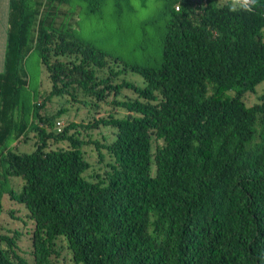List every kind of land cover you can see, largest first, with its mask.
<instances>
[{"label":"trees","instance_id":"16d2710c","mask_svg":"<svg viewBox=\"0 0 264 264\" xmlns=\"http://www.w3.org/2000/svg\"><path fill=\"white\" fill-rule=\"evenodd\" d=\"M161 1L150 21L163 22L158 49L144 47L158 59L130 65L138 87L116 82L120 61L75 34L82 11L90 18L108 0H9L0 212L7 194L32 231L30 261L19 233L0 235V264H61L63 250L72 264H264V91L252 105L243 98L264 81V0ZM35 50L50 82L44 103L27 95ZM124 88L134 96L120 99ZM53 97L124 114L58 132L62 111L42 112ZM101 126L113 132L103 143L89 134ZM30 129L35 149L12 150ZM89 145L112 160L103 175L84 176ZM9 178L22 180L18 194Z\"/></svg>","mask_w":264,"mask_h":264},{"label":"rangeland","instance_id":"374dc122","mask_svg":"<svg viewBox=\"0 0 264 264\" xmlns=\"http://www.w3.org/2000/svg\"><path fill=\"white\" fill-rule=\"evenodd\" d=\"M161 3V0H108L107 4L101 10L94 11L90 18L86 16L85 11H82L81 24L76 28L75 34L82 41L93 43L97 48L111 56L113 58V60L110 59L111 62L116 61V59L120 61L116 67L120 71L116 82L125 80L138 87H143L142 78L131 71L130 65H144V62L151 64L157 61V56L156 58L150 57L149 49H144V47L158 49L157 36L160 35L163 29V22L158 20V22L151 24L150 21L158 18L159 11L157 9L163 4ZM149 41L151 42L149 43ZM146 42L149 44L145 45ZM24 71L29 79L27 95L30 102L44 103V98L41 96L49 92L50 82L45 67L41 64L38 50L29 54L24 64ZM263 91L264 81L257 84L252 93L243 97L244 103L246 105L257 103L258 97ZM229 95L232 96L233 93L229 92ZM120 96V99L131 98L134 93L129 88H124ZM58 111H62V113L56 121L61 122L62 127L70 122L85 124L92 121L93 116H104L110 112L119 116L124 114V111L118 107L113 111L110 102L107 105L101 104L99 112L95 113L93 107L88 109L80 107L77 109L61 97H53L50 102L45 103V109L42 112L52 114ZM51 130L55 132V129ZM81 133L83 134L82 131ZM89 134L93 140H98L101 143L104 142L103 137L109 140L113 137L112 129L102 126L92 130ZM38 141L35 132L30 129L26 133L25 140L14 141L12 138L9 147L17 152L30 153L35 149ZM47 144L52 148L66 145L65 143L51 144V142ZM81 151L90 164L89 169L84 174L85 177L88 174L103 175L112 162L103 148L97 150L94 145H89L82 147ZM8 184L18 194L23 182L20 178H9ZM1 205L0 235L12 237L15 232L19 233V239L16 242L17 253L30 261L32 224L27 217L25 208L16 200L9 198L7 194L2 197ZM11 212H13L12 215ZM1 245L4 246L3 243ZM64 258H67L66 261H64ZM58 260L61 264H72L68 259L66 250L61 252Z\"/></svg>","mask_w":264,"mask_h":264},{"label":"crops","instance_id":"0c3cea01","mask_svg":"<svg viewBox=\"0 0 264 264\" xmlns=\"http://www.w3.org/2000/svg\"><path fill=\"white\" fill-rule=\"evenodd\" d=\"M9 0H0V72L3 70L5 53L6 18Z\"/></svg>","mask_w":264,"mask_h":264},{"label":"built area","instance_id":"2783aa9c","mask_svg":"<svg viewBox=\"0 0 264 264\" xmlns=\"http://www.w3.org/2000/svg\"><path fill=\"white\" fill-rule=\"evenodd\" d=\"M175 9L178 10V7H175ZM61 127H62L61 122H57L56 123V129H57L58 132L61 131V129H62Z\"/></svg>","mask_w":264,"mask_h":264},{"label":"clouds","instance_id":"9594fccd","mask_svg":"<svg viewBox=\"0 0 264 264\" xmlns=\"http://www.w3.org/2000/svg\"><path fill=\"white\" fill-rule=\"evenodd\" d=\"M249 2V0H244V3L246 4V3H248Z\"/></svg>","mask_w":264,"mask_h":264}]
</instances>
